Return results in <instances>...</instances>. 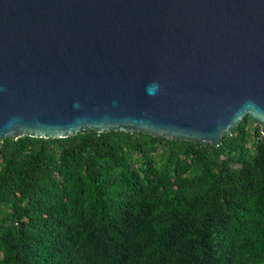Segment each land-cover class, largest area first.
I'll return each instance as SVG.
<instances>
[{
	"label": "water",
	"instance_id": "water-1",
	"mask_svg": "<svg viewBox=\"0 0 264 264\" xmlns=\"http://www.w3.org/2000/svg\"><path fill=\"white\" fill-rule=\"evenodd\" d=\"M247 115L264 134V0H0V141L209 145Z\"/></svg>",
	"mask_w": 264,
	"mask_h": 264
},
{
	"label": "trees",
	"instance_id": "trees-1",
	"mask_svg": "<svg viewBox=\"0 0 264 264\" xmlns=\"http://www.w3.org/2000/svg\"><path fill=\"white\" fill-rule=\"evenodd\" d=\"M0 264H264V134L0 141Z\"/></svg>",
	"mask_w": 264,
	"mask_h": 264
},
{
	"label": "clouds",
	"instance_id": "clouds-1",
	"mask_svg": "<svg viewBox=\"0 0 264 264\" xmlns=\"http://www.w3.org/2000/svg\"><path fill=\"white\" fill-rule=\"evenodd\" d=\"M146 94L149 96H155L160 91V85L158 82H150L145 88Z\"/></svg>",
	"mask_w": 264,
	"mask_h": 264
}]
</instances>
